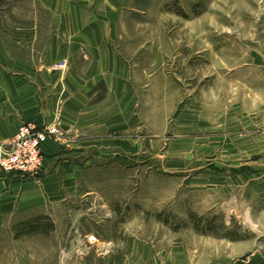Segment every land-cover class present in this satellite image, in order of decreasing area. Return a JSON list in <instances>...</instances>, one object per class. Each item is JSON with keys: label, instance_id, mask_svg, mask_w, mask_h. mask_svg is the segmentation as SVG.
<instances>
[{"label": "rangeland", "instance_id": "374dc122", "mask_svg": "<svg viewBox=\"0 0 264 264\" xmlns=\"http://www.w3.org/2000/svg\"><path fill=\"white\" fill-rule=\"evenodd\" d=\"M54 5L0 0V62L96 57L70 41L100 20L130 107L75 194L0 220V264L264 261V0Z\"/></svg>", "mask_w": 264, "mask_h": 264}, {"label": "crops", "instance_id": "0c3cea01", "mask_svg": "<svg viewBox=\"0 0 264 264\" xmlns=\"http://www.w3.org/2000/svg\"><path fill=\"white\" fill-rule=\"evenodd\" d=\"M55 1L48 0L50 12L56 9ZM91 25L94 31L88 29L85 35H72L70 44L78 48L84 43L96 57H37L38 61H30L29 57H2L0 143L9 142L22 124L42 130L58 123L59 137L42 144V168L36 177L0 174L1 221L20 213L46 210L62 204L63 194L69 191L75 194L82 170L90 166L88 152L95 158L106 156L103 135L115 134L120 129L122 104L124 109L130 107L129 90L119 86L124 81L115 70L117 58L97 55V47L106 35L105 23L98 20L87 26ZM62 60L68 62L66 71L49 70L51 64ZM99 87L110 96L107 103L92 102ZM122 92L125 101L120 96Z\"/></svg>", "mask_w": 264, "mask_h": 264}, {"label": "built area", "instance_id": "2783aa9c", "mask_svg": "<svg viewBox=\"0 0 264 264\" xmlns=\"http://www.w3.org/2000/svg\"><path fill=\"white\" fill-rule=\"evenodd\" d=\"M68 62L60 61L52 69L63 73ZM58 127L39 130L30 124H22L9 142L0 143V172L36 177L42 168L41 146L47 139H58Z\"/></svg>", "mask_w": 264, "mask_h": 264}]
</instances>
